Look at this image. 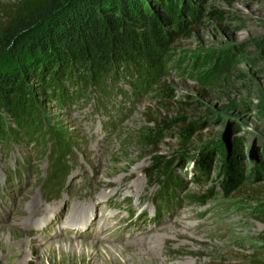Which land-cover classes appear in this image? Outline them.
<instances>
[{
	"label": "rangeland",
	"instance_id": "rangeland-1",
	"mask_svg": "<svg viewBox=\"0 0 264 264\" xmlns=\"http://www.w3.org/2000/svg\"><path fill=\"white\" fill-rule=\"evenodd\" d=\"M195 5L197 21L169 28L174 35L151 69L141 61L128 76L122 61L91 55L78 59L81 89L60 82L69 104L39 81L27 82L38 117L28 103L0 101V184L10 170L20 172L17 187L0 195V264L264 260V52L257 47L264 0ZM227 56L236 64L214 78V65ZM115 69L118 92L101 95L92 74L98 84ZM149 118L163 120L151 146L140 142L154 128ZM178 120L192 125L186 141ZM55 138L69 151L52 173L47 153ZM157 161L172 163L169 175L179 180L163 209L162 186L147 177ZM236 170L243 181L226 191ZM182 211L193 215L182 221L191 230L178 226ZM152 236L160 238L155 250L141 248Z\"/></svg>",
	"mask_w": 264,
	"mask_h": 264
},
{
	"label": "trees",
	"instance_id": "trees-1",
	"mask_svg": "<svg viewBox=\"0 0 264 264\" xmlns=\"http://www.w3.org/2000/svg\"><path fill=\"white\" fill-rule=\"evenodd\" d=\"M197 1L199 0H16L14 4L0 5V19L6 20L4 23L0 22V101L10 107L9 98H12L11 100L21 105L28 103L31 111L34 110V100L27 82L39 81L52 87L58 93L59 100L69 104L71 96L63 91L60 82L73 84L77 90L81 89L83 83H77L76 76L78 59L89 58L91 55L98 56L105 63L122 61L129 66L125 69L128 76L133 75L135 68L140 67L141 61L145 63V68L151 69L156 64L159 50L174 35L169 28L185 30L187 19L190 22L197 21ZM154 8L159 11H154ZM257 47L264 52V40L257 42ZM236 62L237 59L231 60V56L222 58L214 65L213 77L223 75ZM244 62L256 65V62ZM111 74L98 84L95 82L96 75L92 74L91 82L101 95H109L113 90L118 92L114 88L118 71L115 69ZM34 111V117H38L36 109ZM119 111L118 115H121V108ZM5 121L0 112L1 140L4 137ZM39 122V118H35L33 124ZM148 122L154 128L141 133L140 142L151 146L160 136L156 129L163 126V120L149 118ZM177 123L178 130L186 141L192 125L182 120ZM113 127L111 124L110 128ZM25 129L21 133L28 138L31 132ZM54 148L47 154L51 157V172L57 173L60 158L68 155L69 150L67 145L61 144L56 138ZM171 165L172 163L161 164L157 161L147 174L149 182L157 181L162 186L158 200V206L162 209L169 204V193L179 185V180L169 175ZM19 173L9 171L6 176L9 179L0 184L1 196L5 195L9 187H17ZM162 175L164 178L160 180ZM242 181L240 171L232 173L230 184L225 185V190L229 191ZM241 264H264V260L248 256Z\"/></svg>",
	"mask_w": 264,
	"mask_h": 264
},
{
	"label": "bare ground",
	"instance_id": "bare-ground-1",
	"mask_svg": "<svg viewBox=\"0 0 264 264\" xmlns=\"http://www.w3.org/2000/svg\"><path fill=\"white\" fill-rule=\"evenodd\" d=\"M131 189V188H130ZM109 195H107V197H108ZM110 198V197H109ZM101 200V199H100ZM191 216H193V215H191V214H189V213H186V212H181L180 213V220H179V222H178V226H179V228H182L183 230H191L190 229V227L188 226V225H184V223L182 222L183 220H185V219H189V218H191ZM192 233H197V230H192ZM197 234H199V233H197ZM184 235V234H183ZM160 238L159 237H154V236H152V237H150L149 238V240L147 241V239H142V240H140V242H141V244H139L140 245V247L141 248H144V249H146L147 248V246L150 248V250L152 251H154L155 250V248L153 247V245L156 243V242H158V240H159ZM16 257H17V255H16ZM13 259V258H12ZM10 261V260H9ZM11 262V261H10ZM175 264H183L182 262H177V263H175ZM185 264V263H184Z\"/></svg>",
	"mask_w": 264,
	"mask_h": 264
}]
</instances>
